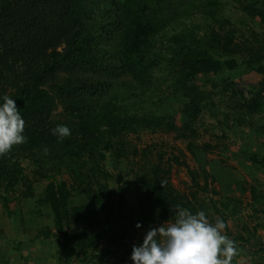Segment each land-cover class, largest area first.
<instances>
[{
	"label": "trees",
	"instance_id": "16d2710c",
	"mask_svg": "<svg viewBox=\"0 0 264 264\" xmlns=\"http://www.w3.org/2000/svg\"><path fill=\"white\" fill-rule=\"evenodd\" d=\"M229 2L241 11L244 29L224 16L221 0H0V97L15 100L27 137L0 156V194L28 181L21 159H30L36 180H48L38 201L49 209L58 236L55 264H133V245L149 228L173 222L181 208L204 211L212 223L222 219L230 236L227 220L239 213L242 197L225 195L230 181L220 191L208 182L222 168L212 166L208 153L228 150L226 133L216 135L215 144H197L196 122L215 106L206 89L217 86L210 76L227 75L228 128L237 132L249 124L247 131L263 141L241 148L251 168L264 173V0ZM159 65L161 79L153 74ZM238 68L261 76L248 96L233 80ZM199 76L205 83L197 85ZM174 102L180 108L170 110ZM58 106L62 120L53 115ZM254 115L263 121L246 123ZM57 125H67L71 135L58 139L52 133ZM141 133L174 134L205 162L190 169L179 155L166 157L163 144L141 147ZM174 164L188 168L185 191L172 182ZM121 172L131 177L133 206L110 185L122 181ZM236 178L249 192L248 206L264 214L261 180ZM3 199L9 214L12 200ZM241 223L244 234L236 238L247 244L264 229L259 219ZM52 226L37 234L48 237ZM260 260L255 264H264Z\"/></svg>",
	"mask_w": 264,
	"mask_h": 264
},
{
	"label": "rangeland",
	"instance_id": "374dc122",
	"mask_svg": "<svg viewBox=\"0 0 264 264\" xmlns=\"http://www.w3.org/2000/svg\"><path fill=\"white\" fill-rule=\"evenodd\" d=\"M223 2V14L226 17L231 18L232 22L240 25L242 14L241 11L234 6L229 0H221ZM196 21L201 20V16L195 17ZM202 21V20H201ZM253 24V23H252ZM256 25V23H254ZM107 47H110V43H105ZM167 62H164V65ZM162 66H157L153 70L154 78L161 79L162 73L160 69ZM236 76L233 80L236 81V88L243 91L245 96H248V91L251 85H256L261 76L255 70H249L244 72L243 68L235 70ZM167 78L169 76H166ZM214 77L217 83L216 87L208 85L206 89L211 90V100L215 106H209L204 111L196 122V127L199 130L200 136L196 143L201 144L204 142L216 143V135H222L225 131V142L228 144V150L224 148L216 149L214 153H208V159L211 161L212 166H221V170L215 175V180L209 179L210 187H215L217 190L223 189L230 181L231 184L227 185L228 188L225 195L233 197H242L243 204L238 205L239 213L234 218H228L227 225L229 229V238L234 241L237 247V254L233 257L231 264H255L260 260V256L264 261V229L257 230V237L251 242L244 243L241 239H237V234L243 233L241 221L248 222L249 226L256 224L259 219L260 222H264V214L259 212L254 213L252 208L248 206L249 192L243 193L240 183H237L236 177L252 181L251 176H257L261 183L264 184V173L256 172L251 168L250 162L247 160V155L243 152L241 147H247L248 143H251L247 148L254 149L256 145H261V140L254 133L247 131L250 127L243 125L241 131H235L228 128L232 126V111L226 106V96L228 93L225 86L228 82V76L217 74ZM211 78V79H212ZM166 79V78H165ZM168 81V80H166ZM206 79L203 76H199L197 79V85L205 83ZM165 86V85H164ZM204 86V85H203ZM202 87V86H201ZM179 103H171L170 110L179 109ZM62 108L58 106L53 115L56 120H62ZM229 116L226 118V116ZM264 115V114H263ZM263 115H254L252 117H245L246 123L253 121L254 124L261 123L263 121ZM225 121V122H224ZM244 124V123H243ZM242 127V126H241ZM251 136V140L248 142ZM139 145L147 146L156 143L157 146L163 144L166 147V157L173 155H179L181 160H185L190 169H197L202 167L205 162L204 156H198L195 158L188 148V142L185 139H178L174 134H168L161 136L158 134L141 133ZM104 164H108L110 161L109 152H105ZM21 165L24 167V172L28 176V181H21L15 190L10 191L8 194H0V264H55V254L57 247L55 241L58 236L56 231L51 225V213L45 203L39 202L38 198L43 194L44 188L48 180L41 179L36 180L33 176V167L30 163V159H21ZM108 169L114 174L115 171L112 166L107 165ZM123 177L119 182L116 178L110 181L112 190L122 191L126 195V199L129 205L135 204V190L132 184L131 177L121 172ZM251 175V176H250ZM172 182L178 189L185 191L190 185V175L187 167L177 166L174 164L171 172ZM200 182L203 183V179L200 178ZM230 187V188H229ZM224 192V191H223ZM207 195V194H206ZM4 196L10 197L12 202L9 204L11 212L8 214L3 207ZM215 200H219V195H212ZM257 208L262 209L263 206L257 203ZM264 209V208H263ZM262 211V210H261ZM47 226L50 228L51 235L48 237H42L37 234V229H44ZM241 232V233H240ZM244 234V233H243ZM110 260L115 259V256L110 257ZM261 261V260H260ZM259 261V262H260ZM261 263V262H260Z\"/></svg>",
	"mask_w": 264,
	"mask_h": 264
},
{
	"label": "clouds",
	"instance_id": "9594fccd",
	"mask_svg": "<svg viewBox=\"0 0 264 264\" xmlns=\"http://www.w3.org/2000/svg\"><path fill=\"white\" fill-rule=\"evenodd\" d=\"M25 120L16 102L0 97V156L27 142ZM53 135L62 140L71 135L67 125H57ZM137 229L141 223L135 225ZM225 222L209 221L204 211L179 209L171 223L149 228L140 245H133V264H231L237 247L225 233Z\"/></svg>",
	"mask_w": 264,
	"mask_h": 264
}]
</instances>
